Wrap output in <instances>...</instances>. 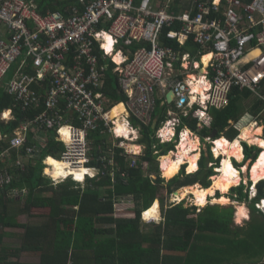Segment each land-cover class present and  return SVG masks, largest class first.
Returning a JSON list of instances; mask_svg holds the SVG:
<instances>
[{
    "label": "built area",
    "instance_id": "built-area-1",
    "mask_svg": "<svg viewBox=\"0 0 264 264\" xmlns=\"http://www.w3.org/2000/svg\"><path fill=\"white\" fill-rule=\"evenodd\" d=\"M60 1L68 3L62 10L41 12L38 0H0V88H5L14 106L22 111L34 109L41 102L44 106L33 120L22 121L11 138L0 126V142L9 141L1 158L10 156V147L22 146L26 132L36 127L55 130L56 138L65 145L60 160L74 169L88 170L81 181L103 174L110 166V176L114 177L115 145L123 148L120 155L134 166L142 151H128L134 140L115 134L116 119L110 115L112 103L101 91L107 67L101 59L106 56L116 64L114 72L119 89L126 96L128 116L143 124L150 122L157 101L169 91L172 98L167 103L172 107L163 124L174 121L169 125L173 130L180 124V116H186L194 105L203 111L226 106L235 88L249 90L264 100V0ZM107 38L114 41L109 52L105 48ZM163 38L175 41L179 48L191 41L198 50L195 55L182 52L165 45ZM133 42L144 45L126 54L122 46ZM115 52L125 54L119 63L113 59ZM205 56H209L207 62L203 60ZM176 62L183 67L187 63L184 78L172 75ZM192 65L197 72L189 70ZM12 69L13 76L7 78ZM192 73L195 77L190 80ZM201 77L207 85L203 95L208 97L203 104L201 94L192 91V82ZM247 115L249 121L242 123L243 115L230 122L231 127L240 133L253 121H264ZM10 118L11 111L9 118L0 115L2 121ZM62 128L67 135L60 131ZM97 130L111 135L112 147L106 151L108 155L102 153L96 158V165H89L88 134ZM217 139L213 138L211 151ZM27 152L33 153L35 148L28 147ZM47 176L53 183L73 179V175L55 179L52 173ZM9 180V176L0 173V186ZM251 187L252 184L248 197Z\"/></svg>",
    "mask_w": 264,
    "mask_h": 264
},
{
    "label": "trees",
    "instance_id": "trees-1",
    "mask_svg": "<svg viewBox=\"0 0 264 264\" xmlns=\"http://www.w3.org/2000/svg\"><path fill=\"white\" fill-rule=\"evenodd\" d=\"M38 4L40 11L45 12L47 9L62 10L68 3L60 0H38ZM168 29L165 28V31ZM163 43L178 48L175 41L163 38ZM142 45L144 43L133 42L122 46V49L130 54ZM188 48L189 46H185L181 50ZM101 62L107 66L101 91L112 105L125 102L126 96L120 91L117 72H114L116 65L107 56ZM12 76L13 72L10 70L7 78ZM251 96L249 90L235 88L228 104L223 108L203 111L194 106L186 116H180L176 136L181 128L187 127L200 136L202 141L213 131H216L215 138L220 137L229 126V120H237L243 112V101ZM160 104L158 100L156 111L148 124L130 117L133 125L140 127L137 143L144 150L136 164L131 166L130 161L120 155L123 148L115 145L112 148L115 151L114 177L110 176V166L104 169L103 174L87 178L82 185L71 178L53 183L44 174L43 160L46 156L60 159L65 150L63 142L56 139L55 130L49 134L45 144L39 145L33 153L27 152L28 147L37 145L32 138L33 133H29L22 146L10 147V156L0 157V173L10 178L9 182L0 186V242L5 227H24L25 235L35 234L37 238L44 240L40 241L41 250L46 247L51 249V252L43 251V264L44 260H54L53 264L64 263L73 246L77 250L85 247L94 249L97 245H104V264H256L248 262V256L254 257L256 254V243L249 237L246 239L244 235L258 233L264 236V215L255 206L256 201L264 198V180L257 183V195L249 202L252 212L246 231L242 227L233 228L232 205L207 204L198 209L195 206H185L183 201L166 204L165 200L170 194L184 186L198 182L207 189L211 185V176L216 173L213 168L217 167L218 160L213 158L208 148L206 152H201L195 172L185 173L183 164L179 172L166 181L159 172L158 158L174 151L175 142L162 143L156 137V130L166 119L167 106ZM246 107L255 116L264 118L263 99L254 98ZM5 109H11L13 118L7 122L0 120V126L11 138L22 121L34 119L44 110V106L41 102L34 109L30 107L22 111L14 106L13 98L1 87L0 113ZM123 111V105L118 104L111 114L114 117ZM199 112H204L207 117H199ZM157 114V122L152 127V121ZM204 119H207V123ZM198 123L202 124L201 128H198ZM235 131L228 129L224 134L232 141L237 134ZM88 139L91 155L89 165H96L99 155H108L106 151L112 147L113 139L109 133L99 130L89 132ZM8 147L9 141L0 142V154ZM259 151L256 146L243 143L245 160H255ZM122 172L125 174L122 175ZM230 190L232 200H249L243 183L231 187ZM15 191L18 192L17 195L14 194ZM23 191H26L25 196ZM18 198L23 200V212L35 211L38 217L42 215L46 221L33 226L18 224L16 217H10L17 206L14 203ZM158 201L161 203L162 220L145 222L142 212L149 210ZM258 211L262 217H257ZM104 234L109 237L98 240V236ZM262 245L264 248V242L259 243V246ZM242 255L244 259H241ZM0 264L7 262L0 259Z\"/></svg>",
    "mask_w": 264,
    "mask_h": 264
},
{
    "label": "crops",
    "instance_id": "crops-1",
    "mask_svg": "<svg viewBox=\"0 0 264 264\" xmlns=\"http://www.w3.org/2000/svg\"><path fill=\"white\" fill-rule=\"evenodd\" d=\"M157 4H160V1L159 2H156ZM108 44L105 45V48L107 49V51L109 52L111 50V46L110 47H106ZM185 46H189L188 49L186 50H181L182 47H185ZM191 46V47H190ZM181 48H179L182 52H189L191 55H195L198 48L191 42V41H188L184 46H180ZM195 50V51H194ZM192 51H194V53H192ZM116 53H119L121 55V57L123 58L125 56H122V53L121 52H115L112 54V56H114ZM108 57V56H107ZM110 58V57H109ZM196 60H199L198 58ZM113 62V61H112ZM114 63V62H113ZM201 63V61H200ZM115 64V63H114ZM116 65V64H115ZM186 65L187 63L184 62V67L183 66H180V63L179 62H176L174 64V73L175 74H172L178 78H184L185 77V72L187 71L186 70ZM202 67V65H201ZM190 71H195L197 72L196 70V66L192 65L189 69ZM14 70L12 69V72ZM201 71V69H200ZM173 73V72H172ZM198 73H196L197 75ZM190 75H195V74H190ZM195 77V76H194ZM189 78V77H188ZM263 92H264V86H263ZM167 95V94H166ZM166 95L165 97L163 98L164 100V103L162 104L161 101L163 100H159L160 101V105H166L167 106V110L170 109L172 106L171 104H168L167 103V99H166ZM252 97L254 98H259L255 95L252 94ZM172 98V97H171ZM261 99V98H260ZM171 101V100H170ZM118 104H122L123 107H124V111L120 114L121 117H124L125 120H127L128 122V127L132 128L134 131L135 128H134V125L133 123L131 122V119L130 117L128 116L127 112H126V106H125V103L124 101L122 102H118L117 104L115 105H112L111 107V110H110V115L111 117L112 114H111V111L112 109L118 105ZM243 112L239 114L238 118L245 114H251L253 116H255L250 110H248V105H246L243 101ZM157 106V104H156ZM196 106V105H194ZM193 106V107H194ZM192 109V108H191ZM212 109V108H210ZM216 109V108H215ZM7 110V109H5ZM167 110H166V118H167ZM4 111V110H3ZM2 111V112H3ZM156 111V107H155V110L154 112ZM190 111V110H189ZM188 111V112H189ZM1 114V113H0ZM158 115L153 119L152 121V127L155 126L156 122H157V118H158ZM117 117H114V119H116ZM237 118V119H238ZM11 119V118H10ZM33 120V119H31ZM152 120V118H151ZM150 120V122H151ZM3 121L7 122L9 121V119H4ZM232 121H235V120H229V126H227L225 128V131H227L228 129H233L231 127V124L230 122ZM164 122V121H163ZM163 122H161V125L163 124ZM252 124V123H251ZM164 125V124H163ZM250 125V124H248ZM247 125V126H248ZM256 126H253L254 128L255 127H260L261 128V134L259 136V139L260 138H264V128H263V125H264V121H257L256 124H254ZM165 126V125H164ZM163 126V127H164ZM246 126V127H247ZM249 127V126H248ZM158 129H161L160 127ZM157 129V130H158ZM185 129H187L188 131H191L189 128L187 127H183L181 128V130L179 132H183ZM156 130V131H157ZM234 130V129H233ZM174 131V134L175 135L177 132H176V129L173 130ZM225 131L223 133H221L220 136H224L226 137V135L224 134ZM235 131V130H234ZM52 132V129H37L36 127L35 128H30L28 130V132H26L27 136L29 135V133H33V140L35 141V145L34 148H38V146H43L45 144V142L47 141L46 139L48 138L49 134ZM236 132V131H235ZM56 133V132H55ZM241 133V132H240ZM240 133L237 132L236 134V137L234 139H237L240 137ZM131 134V133H130ZM212 134V133H210ZM172 135V136H173ZM216 135V134H215ZM239 135V136H238ZM181 136V135H180ZM157 137V136H156ZM206 138V137H205ZM204 138V139H205ZM220 138V137H218ZM228 140H230L228 137H226ZM57 139V138H56ZM136 139L138 140V138L136 137ZM134 139V142L133 144H136L138 146H141L140 144L137 143V140ZM232 139V140H234ZM58 140V139H57ZM136 140V142H135ZM240 140V143L242 145V148H243V143H247L246 140H243V139H239ZM60 141V140H58ZM247 145H249L247 143ZM249 146H256L260 151H263L264 148L258 146L257 144H251ZM144 148V147H143ZM37 150V149H36ZM211 150V149H210ZM141 151H142V148H141ZM143 152V151H142ZM212 152V155H213V158H214V154H213V151ZM242 153H243V156H242V159L237 161L236 158H231V161L233 163V165L238 169V171L240 172V175L242 176V172L244 171L243 170V166L245 164H248L247 166L251 165V163L254 161H252V159H248V160H245L244 159V152L242 150ZM259 155V154H258ZM201 156V154H200ZM49 156H47L46 158H48ZM52 157V156H51ZM216 157V156H215ZM223 156L220 155V159L222 158ZM43 160L44 162V174L47 175V173H50V172H46L45 169L46 168H49L50 170H52V172H54L55 170V167L46 163L45 159ZM54 158V157H53ZM215 159V158H214ZM199 160V158H198ZM236 163V164H235ZM185 164V163H184ZM183 164H181L182 166ZM197 165H198V161H197ZM186 166V164H185ZM181 168V167H180ZM54 169V170H53ZM197 169H198V166H197ZM196 169V170H197ZM247 180H243V178L240 180V181H244V185L246 186V188H248L249 185L252 184V181L249 179V178H246ZM262 180V179H261ZM26 192V191H23V193ZM15 195L18 194L17 191L14 192ZM249 199V198H248ZM235 205L239 204V202H235ZM245 205V204H244ZM246 206V205H245ZM234 208V207H233ZM247 209L248 206H246ZM14 209H16V211H19V214L16 216L14 213L10 214V217H16L15 218V221L20 224V225H26V226H33V225H39V224H42L46 221V218L43 217L42 215H40L39 217L37 216L38 213H36L35 211L33 212H30V213H26V212H23L22 209H23V205H18L16 206ZM13 209V210H14ZM236 209L234 208V215H233V226H237V223L235 222V214H236ZM249 210H248V214H249ZM250 215V214H249ZM257 217H262V215L260 214V211H258L256 213ZM250 218V216H248V219ZM244 220H247V219H242V226H237V227H242L245 229V231L247 230V223L243 224V221ZM145 221V220H144ZM146 222V221H145ZM236 223V224H235ZM3 236H2V239H1V242H0V259L4 260L7 262V264H43L42 261H41V257L43 255V251L47 250L48 252H51V249L49 247H46V249H43L41 250L40 249V241H44V240H40L39 238H37L38 236L35 235V234H31V235H25V228L24 227H5L4 230H3ZM109 235H99L98 236V240L100 239H106L108 238ZM241 237H243V233L241 234ZM244 237L247 239V237H249L250 240L254 241V243H256V254L254 255V257L252 256H248V262H253V263H256V264H264V248H263V245L262 246H259V243H262L264 242V236L256 233V235H244ZM75 247V246H73ZM72 249L68 252V255H67V260L64 262V263H57V264H104V262H102V255L104 253V245H97V246H94V249H91L90 247H85L82 248V249ZM241 259H244L243 258V255L241 256ZM44 263L45 264H53L54 263V260H50L47 262V260H44Z\"/></svg>",
    "mask_w": 264,
    "mask_h": 264
},
{
    "label": "clouds",
    "instance_id": "clouds-1",
    "mask_svg": "<svg viewBox=\"0 0 264 264\" xmlns=\"http://www.w3.org/2000/svg\"><path fill=\"white\" fill-rule=\"evenodd\" d=\"M184 19L186 20L187 16H185ZM113 43H114L113 40H109V43H108V45L106 47H110ZM180 43H183V41L181 40ZM203 59H204L205 62H207L208 59H209V56H205ZM203 79H204V77H201L200 78V82H203ZM254 79H259V76L255 77ZM198 90L199 89L197 87H195V86L192 88L193 92H196ZM195 99H196V97L193 96L192 100H195ZM207 99H208L207 96L201 94L200 103L203 104L204 101L207 100ZM225 103H227V101H225ZM10 111H11L10 109L4 110L2 112V114H0V115H2L3 118H9V112ZM198 115L201 118L205 117V113L204 112H199ZM249 120H250V116L247 115V114H245L241 118V122L242 123L245 122V121H249ZM204 121H205V123H207V119H204ZM174 123H175L174 121H168V122H166L165 126L158 131V135L161 137V142L162 143H163V141L171 139L172 134H173V128L170 127L169 125H172ZM254 124H255V122L253 121L252 124H250L248 128H245L244 129V135H241L239 137V139L246 140L249 145L255 143V144L259 145L260 147L264 148V140L248 139V135L247 134L252 130ZM237 127H240V125L238 124ZM254 130H255V133H260L261 132V128H259V127H255ZM60 131L63 132L65 135H67V130L66 129L62 128V129H60ZM114 131H115L116 135L124 136V137H127L129 132H132V139H136V132L132 128L128 127L127 120L124 121L123 125L117 126ZM187 135H188V132H187V130H185V132H183L181 134V140L182 141L185 140ZM212 138H215V136L212 137ZM179 139H180V136L178 135V140ZM215 143L217 145H224V144L227 143V141L225 139H223V138H220V139L216 140ZM190 147L194 148L195 144L190 142ZM231 148L234 150L232 152V155L235 156L236 160L237 161L241 160L242 159L241 147H240L239 143L237 141H234L231 144ZM140 150H141V148L138 145L137 146H131V147L128 148V151H130L132 153H139ZM213 151H215V149ZM182 155L186 156L187 153L185 152ZM197 158H198V154L196 156H192V157H190L188 159V167L186 169V172L192 173L193 171H195L197 169V163H196ZM216 158H217V160H221L220 159V155L217 156ZM163 159L166 160L167 157H164ZM58 160H60V159H58ZM47 162L50 163V164H55L56 171L52 173L53 179H55L56 177H66L67 175H69L68 172L64 171V168L66 167V165L58 164L54 160H52L51 158H49ZM182 162H183V160L180 157H177V159L175 161H170L167 165L162 163L160 165V167L163 169L162 175L165 178L172 177L178 171L179 165ZM224 165H225L224 168L221 169L224 172V176H222L220 179H218L214 183V185L212 187L208 188L207 190H197L198 187H199L198 185L196 187H186L180 192L179 195L173 196L172 200L178 203L181 199L184 198L185 194H187L189 192H192L195 195V200L192 201V203H195V204H197L199 206H203L206 203L205 196L206 195H212L213 194V188H219V190L222 193L223 192H227L230 185H237L239 181H238V178H237L236 170L232 166L229 165L228 161H224ZM259 167H260V171L258 173L256 171V167H253V169H252V177H251V179H252V187H251L250 195L248 197V198H250L249 200H251V197L255 198V196L257 195L256 189H255V185H257L259 180L260 181H261V179L264 180V153L261 154ZM45 171H47V169H45ZM87 171L88 170L84 169V168L80 169L79 172L73 173V179L76 180V182L83 180L84 179V173H86ZM89 175H91V174L89 173ZM68 178H71V177H68ZM247 190H248V188H246V191ZM261 199H259L258 201L255 202V206L264 215V211H263L264 210V198H261ZM211 202L212 203L227 204L229 201L227 199L221 197L218 201L213 200ZM256 203H258V204L256 205ZM157 209H158V203L154 202L152 204V206L150 207V209L143 213L144 219L147 220L150 217L154 218V219H159ZM241 218L248 219V209L243 204H241L238 207L237 211H236L235 222L237 224H240L241 223Z\"/></svg>",
    "mask_w": 264,
    "mask_h": 264
},
{
    "label": "bare ground",
    "instance_id": "bare-ground-1",
    "mask_svg": "<svg viewBox=\"0 0 264 264\" xmlns=\"http://www.w3.org/2000/svg\"><path fill=\"white\" fill-rule=\"evenodd\" d=\"M107 40L109 41V39L107 38ZM254 53H257V50H255L254 51ZM113 59L116 61V62H120L121 60H122V57H121V55L119 54V53H116L114 56H113ZM204 60V59H203ZM205 62V61H204ZM194 78V75H190L189 76V79L190 80H192ZM197 87L199 90L198 91H196V93H198V94H203L204 92V89L206 88V84H204L203 82L201 83L200 82V79H199V81H197V82H192V88L193 87ZM114 117H117L116 118V120H115V123H116V127L117 126H119V125H123V123H124V121H125V118L124 117H121L120 116V114H118L117 116H114ZM113 117V118H114ZM249 126V125H248ZM248 126L247 127H245V128H248ZM254 126H256V125H254ZM244 128V129H245ZM260 128V127H259ZM244 129L241 131V133H240V136L241 135H244ZM255 128L253 127L252 128V130L247 134L248 135V139H255V140H258L259 139V136H260V134H261V132L260 133H255V130H254ZM185 130H187V129H185ZM185 130L183 131V132H185ZM182 132V133H183ZM187 132H188V135H187V137H186V139L185 140H181L180 139V141H179V143H178V145H177V151L174 153V155H172V154H166V155H163V156H160L161 157V159H160V162H161V164L163 163V164H165V165H167L170 161H175L176 159H177V157H180L182 160H183V162L181 163V164H186V166L188 167V159L190 158V157H192V156H196L197 154H198V157H199V153L197 152V147H199L198 146V143H197V136H193V135H191V133H189V131L187 130ZM130 133H132V132H129L128 133V136H127V138L129 139V137H130ZM173 134H174V131H173ZM172 134V135H173ZM220 138H223V139H225L226 141H227V143L226 144H224V145H217L216 143H215V145H214V148H215V156H219V155H223L224 157L221 159V163H220V166L218 165V167L216 168V173L214 174V175H212L211 176V185H210V187H212L213 185H214V183L218 180V179H220L222 176H224V172L221 170V169H223L224 168V161H228L229 162V164H231L232 165V167L236 170V172H237V178H238V181H240L241 179H242V176L240 175V172L233 166V163H232V161H231V158L233 157V158H235V156L234 155H232V152L234 151L232 148H231V144L234 142V141H237L238 143H239V145H240V147H241V156H243V153H242V150H243V148H242V145H241V143H240V140H239V138H237V139H234V140H232V141H229L227 138H225L224 136H220ZM220 138H218V139H220ZM256 138H258V139H256ZM217 139V140H218ZM190 142L191 143H194L195 144V147L194 148H191L190 147ZM131 146H137L136 144H132V145H130V147ZM259 146V145H258ZM187 153V155L185 156V155H182L183 153ZM262 153H264V150L263 151H261L260 153H259V155H258V157L255 159V161L252 163V165L250 166V171L248 170V172H249V174H248V177L251 179V177H252V169H253V167H256V171H257V173L260 171V167H259V162H260V157H261V154ZM164 157H167V159L165 160V159H163ZM49 158H51L52 160H54L56 163H65L66 164V166H68V167H70L66 162H64V161H61V160H58V159H55V158H53V157H48V159ZM48 159H47V161H48ZM197 160H198V158H197ZM48 163V162H47ZM196 163H197V161H196ZM48 164H50V163H48ZM160 164V165H161ZM180 164V165H181ZM50 165H52V166H54L53 164H50ZM180 165H179V167H180ZM198 166V165H197ZM55 167V166H54ZM70 168H72V167H70ZM74 169V168H73ZM80 169H82V168H80ZM162 169V168H161ZM179 169V168H178ZM248 169V168H247ZM247 169H246V166H244L243 167V170L246 172L247 171ZM68 173H70V174H72L73 175V173L71 172V171H67ZM162 172H163V169H162ZM195 172V171H194ZM51 173H53V172H51ZM247 177H245L244 179H246ZM251 181H252V179H251ZM260 181V180H259ZM258 181V182H259ZM238 183H240V182H238ZM197 186V184H195V185H193V186H186V187H196ZM199 186V185H198ZM230 186H234V185H230ZM229 186V188H231ZM185 187V188H186ZM209 187V188H210ZM229 188H228V190H229ZM184 189V188H183ZM183 189H181V190H179V192H178V194H176V195H179L180 194V192L183 190ZM208 189V188H207ZM206 188H203L202 186H199L198 187V189L197 190H207ZM216 190H219V188H213V194L212 195H206L205 196V200L207 199V197L208 196H213L214 195V193H215V191ZM220 193L222 194L219 198H218V200L221 198V197H223V198H225V199H227L228 201H229V199L224 195L225 194V192H221L220 191ZM188 194V193H187ZM187 194H185V196L187 195ZM189 194H193L192 192H189ZM184 196V197H185ZM193 196L195 197V195L193 194ZM216 198V197H215ZM230 202V201H229ZM240 205H237L236 206V208L238 209V207H239Z\"/></svg>",
    "mask_w": 264,
    "mask_h": 264
},
{
    "label": "rangeland",
    "instance_id": "rangeland-1",
    "mask_svg": "<svg viewBox=\"0 0 264 264\" xmlns=\"http://www.w3.org/2000/svg\"><path fill=\"white\" fill-rule=\"evenodd\" d=\"M253 100H254V97H250L249 99H246V100H244V103L246 104V105H250L252 102H253ZM206 116V115H205ZM130 117V116H129ZM207 117V116H206ZM134 128H135V132H136V137L137 138H139L140 137V127L139 126H134ZM160 128H163V124L160 126ZM160 129H158L157 131H156V136H157V138H159V135H158V131H159ZM189 133H191V135H193V136H197L198 138V140H197V143H198V146L199 147H197V152L199 153V157L198 158H200V154H201V152L202 151H207V149L209 148V149H211V146H213L212 145V140H213V138H211V137H206L203 141L201 140V138H200V136H198L195 132H193V131H189ZM180 136V135H179ZM226 137H228L229 139H230V137L229 136H227L226 135ZM129 139H131V140H134V139H132V137H129ZM256 139H258V138H256ZM137 140V139H136ZM136 140H135V142H136ZM258 140H264V138H260V139H258ZM169 141H171V142H175V149H174V151H169L167 154H172V155H174V153L177 151V145H178V143H179V140H178V135L176 136V134L175 135H173L172 137H171V139L170 140H166V141H163V142H169ZM230 141V140H229ZM125 142H126V144H128V143H130V142H128V141H126L125 140ZM159 142H161V139L159 138ZM255 144V143H254ZM141 148H142V151L144 150V148H143V146H141ZM211 152V151H210ZM212 154V153H211ZM166 155V154H165ZM163 156V155H162ZM213 156V155H212ZM223 156V155H222ZM139 157L140 156H138L137 157V159H139ZM224 157V156H223ZM222 157V158H223ZM258 157V156H257ZM214 158L215 159H217L216 157H215V155H214ZM221 158V159H222ZM160 159H161V157H159L158 158V161H159V172H160V174H161V176L167 181V180H169L170 178H172L174 175H176L178 172H179V170H180V167H181V165H180V167H179V169H178V171L172 176V177H170V178H165L163 175H162V169H161V167H160V164H161V162H160ZM138 161V160H137ZM198 161V160H197ZM255 161V160H254ZM253 161V162H254ZM252 162V163H253ZM220 163H221V160H218V164H217V167H218V165L220 166ZM252 163H251V165H252ZM58 164H61V165H66L65 163H58ZM210 164V163H209ZM208 164V165H209ZM54 166H55V164H53ZM248 164H245L244 166H246V169H247V171L245 172V171H243L242 172V178H243V180H247V179H244L245 177H247V178H249L248 177V174H249V172H248V170L250 171V166L251 165H249V166H247ZM234 166V165H233ZM243 166V167H244ZM217 167H214L213 168V170L216 172V168ZM235 167V166H234ZM236 168V167H235ZM47 169V171L46 172H52V170H50L49 168H46ZM186 169H187V166H185V173H188V172H186ZM237 169V168H236ZM238 170V169H237ZM56 171V168H55V170H54V172ZM64 171H71L72 173H76V172H79L80 170H77V169H73V168H70V167H68V166H66L65 168H64ZM196 171V170H195ZM194 172V171H193ZM69 175H72V174H70L69 173ZM250 179V178H249ZM60 180H57L56 182H59ZM62 182V181H61ZM84 182L85 181H81V185L82 184H84ZM240 183H243L244 184V181H239ZM195 184H197V185H199V186H201V184H199L198 182L197 183H195ZM194 184V185H195ZM239 184V183H238ZM237 184V185H238ZM237 185H234V186H237ZM189 186H193V185H189ZM233 186V187H234ZM186 186H184V187H182V188H180V189H178V190H181V189H183V188H185ZM210 187V186H209ZM208 187V188H209ZM230 187H232V186H230ZM231 188H229V190L227 191V192H225V196L229 199V201L230 202H228L227 204H220V203H212L211 201H213V200H216V201H218V198L222 195L221 193H220V190H216L215 191V193H214V195L213 196H208L207 197V199L205 200L206 201V203L203 205V206H199V205H197V204H195V203H192V201H194L195 200V197L193 196V194H187L183 199H181L179 202H181V201H183L184 202V204L186 205V206H195L196 208H202V207H204L205 205H207V204H219V205H223V206H231L230 205V203L232 202V201H235V202H239V204H237V205H241V204H245L246 206H248V210L250 211L249 212V214H248V216H250L251 217V208L249 207V202L251 201V200H243L242 202H240V201H236V200H232V198L230 197V193H231V190H230ZM25 194H26V192H24V194H23V196H25ZM217 195H219V197L217 196ZM173 196H175V194H174V192L172 193V194H170V196H169V198H167L166 200H165V203L166 204H168V203H177V202H175V201H173L172 200V197ZM215 197H218V198H215ZM178 202V203H179ZM158 203H159V205H158V217H159V219H155L156 220V222H160L161 220H162V214H161V207H160V202L158 201ZM18 206V205H23V200L21 199V198H18L17 200H15V203H14V206ZM236 205V206H237ZM244 205V206H245ZM245 206V207H246ZM235 211H237V208H236V210ZM15 214L16 216L19 214V211H16V209H14V211L12 212V214ZM151 218V217H150ZM149 218V219H150ZM142 219L143 220H145L144 219V217H143V214H142ZM152 219V218H151ZM154 219V218H153ZM242 219H244V218H241V223L240 224H237V226H242ZM250 219V218H249ZM249 219H247V220H244L243 221V224H245V223H249ZM147 221V220H146ZM147 222H150V221H147ZM236 224V223H235ZM237 226H233V228H236ZM234 230V229H233Z\"/></svg>",
    "mask_w": 264,
    "mask_h": 264
},
{
    "label": "water",
    "instance_id": "water-1",
    "mask_svg": "<svg viewBox=\"0 0 264 264\" xmlns=\"http://www.w3.org/2000/svg\"><path fill=\"white\" fill-rule=\"evenodd\" d=\"M171 97H172V93H171V91H169V92L167 93V95H166V99L168 100V102H170ZM215 134H216V131H213L212 134L209 135V137L212 138V137L215 136ZM250 180H251V179H250ZM178 192H179V190H175V191H174V194L176 195V194H178ZM230 205H232V206L236 209V205H235V203H234L233 201L230 203ZM185 206H186V205H185Z\"/></svg>",
    "mask_w": 264,
    "mask_h": 264
},
{
    "label": "snow or ice",
    "instance_id": "snow-or-ice-1",
    "mask_svg": "<svg viewBox=\"0 0 264 264\" xmlns=\"http://www.w3.org/2000/svg\"><path fill=\"white\" fill-rule=\"evenodd\" d=\"M109 40H111V38H108ZM229 163V162H228ZM230 166H232L231 164H229Z\"/></svg>",
    "mask_w": 264,
    "mask_h": 264
},
{
    "label": "flooded vegetation",
    "instance_id": "flooded-vegetation-1",
    "mask_svg": "<svg viewBox=\"0 0 264 264\" xmlns=\"http://www.w3.org/2000/svg\"><path fill=\"white\" fill-rule=\"evenodd\" d=\"M218 198V197H217Z\"/></svg>",
    "mask_w": 264,
    "mask_h": 264
}]
</instances>
